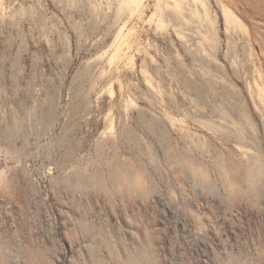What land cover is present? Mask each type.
<instances>
[{
  "label": "rangeland",
  "instance_id": "rangeland-1",
  "mask_svg": "<svg viewBox=\"0 0 264 264\" xmlns=\"http://www.w3.org/2000/svg\"><path fill=\"white\" fill-rule=\"evenodd\" d=\"M0 264H264V0H0Z\"/></svg>",
  "mask_w": 264,
  "mask_h": 264
},
{
  "label": "bare ground",
  "instance_id": "bare-ground-1",
  "mask_svg": "<svg viewBox=\"0 0 264 264\" xmlns=\"http://www.w3.org/2000/svg\"><path fill=\"white\" fill-rule=\"evenodd\" d=\"M253 169H255V168H253ZM251 170H252V169H251ZM251 170H250V171H251ZM250 171H249V173H250ZM251 174H252V173H251ZM249 177H250V176H249ZM253 177H254V175H253Z\"/></svg>",
  "mask_w": 264,
  "mask_h": 264
}]
</instances>
